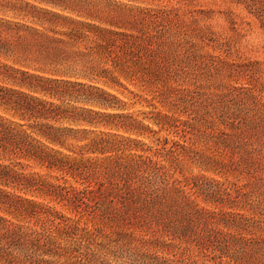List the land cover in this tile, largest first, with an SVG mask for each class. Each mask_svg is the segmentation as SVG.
<instances>
[{
  "label": "trees",
  "instance_id": "obj_1",
  "mask_svg": "<svg viewBox=\"0 0 264 264\" xmlns=\"http://www.w3.org/2000/svg\"><path fill=\"white\" fill-rule=\"evenodd\" d=\"M229 2L243 7L264 30V0ZM40 4H0L13 14L0 16V264H114L124 253L129 264H198L192 247L200 253H231L243 264H264V213L258 211L264 193L253 206L252 191L244 193L203 175L175 178L181 157L217 174L240 166L234 158L248 132L264 134V102L254 84L264 76V68L259 70L264 64L228 65L230 77L248 78L251 86L234 87L227 94L234 102L231 118L242 120L238 135L209 138L232 151L226 153L228 162L188 151L167 137L156 138L162 147L154 156L167 165L146 155L153 148L143 139L163 131L186 136L194 119L150 112L144 119L157 131L127 112L126 103L108 88L123 86L120 78L168 86L181 73L189 74L170 41L172 25L182 41L187 39L183 18L173 10L137 7L125 0ZM189 13L196 25L214 11ZM221 14L237 25L234 12ZM162 24L169 29L157 30ZM167 91L160 94H173L174 107H183L190 116L193 112L183 102L201 99ZM189 186L215 210L200 207L187 192ZM95 193L104 197L103 204L93 205ZM52 202L81 217L67 216ZM247 205L250 216L239 212ZM97 212L107 225L122 222L145 234L116 229L120 237L99 242L101 230L81 224L83 216Z\"/></svg>",
  "mask_w": 264,
  "mask_h": 264
},
{
  "label": "rangeland",
  "instance_id": "obj_2",
  "mask_svg": "<svg viewBox=\"0 0 264 264\" xmlns=\"http://www.w3.org/2000/svg\"><path fill=\"white\" fill-rule=\"evenodd\" d=\"M8 0H0V4L6 3ZM29 1L35 5H41L40 0H24ZM130 4L150 8L155 10L168 9L173 10V13L179 14L185 21L187 30V39L182 41L184 37L181 33H177L178 30L175 25L170 26V41L174 42L172 52L173 54L180 53L179 58L184 60L185 70L189 74H182L175 80L169 81L168 86L160 84L157 86L142 85L138 81H130L124 78H120V82L123 86H118L113 89L108 88L111 92L116 93L123 102L126 103V110L129 113H134L139 120L144 119L150 112H161L167 114L180 121H189L192 119L193 128H188L190 131L186 136L184 134L175 135L168 134L167 132H160L158 135L152 137L148 136L142 138L147 145L151 146L152 152L146 153V155L153 157L155 161H159L168 165L167 161L163 157H155L154 152L158 148L162 147V144L158 145L156 138L163 140L167 137L170 141H176L187 147L188 151H200L205 152L208 155H214L216 158L228 162L229 152H226V146H216L213 142L209 141V138L216 136H223L222 133H226L229 136H237L239 130L236 128L240 125L242 120L231 118L234 114V102L232 96L227 95L231 90L235 88L251 87L249 85L248 78H238L236 76L230 77V69L228 65L241 64L249 62H259L264 64V30L260 28V24L256 18L249 15L243 7H237L230 4L229 0H125ZM204 11L209 13L210 18H200L199 23L192 24L193 16L189 12ZM232 11L236 14L235 21L237 25L230 24L227 20L228 16L221 14V12ZM189 13V14H188ZM208 15V14H207ZM0 16L12 17L13 14L5 11L0 7ZM204 17V16H203ZM250 23L249 25L247 23ZM158 26L157 30L165 31L169 27ZM150 32L153 29L150 27ZM154 29V30H156ZM154 33V32H151ZM180 41V44L175 42ZM182 49V51H179ZM199 56V57H196ZM175 57V55H173ZM188 64V65H186ZM191 64V65H189ZM264 65L259 68L261 70ZM250 77V76H249ZM258 82L254 83L261 92L259 93L262 102H264V76L261 79H257ZM161 86H164L161 87ZM263 86V90L262 87ZM168 90L175 89L180 90L191 98L192 95L198 96L200 100L192 101L186 99L183 104L186 107L190 106L193 114L190 116L183 107L178 109L174 107L173 100L175 96L173 94L163 96L161 92H168ZM231 94V93H230ZM196 96V97H198ZM196 102V103H195ZM210 103L211 106L205 104ZM189 112V113H192ZM145 113V114H143ZM225 114V115H224ZM205 117L207 123L205 124L202 119ZM146 124H151L149 119H144ZM153 129L159 130L155 125H152ZM246 131L247 128L245 129ZM249 136L246 138V142H243V146L236 150L237 155L234 158L239 162L240 166L233 165L230 173L217 174L211 171H206L199 164L191 163L186 158H180V165L175 173V178L179 180H185L186 178H192L195 176H206L210 179H215L225 185L231 186V188H242V192H251L254 197H251L254 201L253 206H256L257 196H261L264 193V134L258 132H248ZM172 142L166 145V149H170ZM231 151V152H230ZM138 153H141L138 151ZM226 153H229L228 155ZM239 167V168H238ZM38 170V169H36ZM77 187L81 188V185L75 182H70ZM192 195V199L200 205V207H207L211 210H215L214 206L206 205L201 197L194 194L195 191L191 189V186L187 189ZM93 205L95 202L103 204L104 197L100 193H95L90 197ZM51 206L56 207L58 210L65 213L72 218H80L81 215H77L71 211L67 206L58 204L56 202L50 203ZM250 206L240 209L241 214L250 216ZM94 209V208H93ZM263 211L264 204L258 209ZM96 212V211H95ZM95 213L85 215L81 219V224L87 223L90 228L98 229L99 242H107L106 236L113 238L120 237V234H115V230H122V232H134L137 237H141L145 234L141 229H131L130 226L123 225L122 222L115 224H105L102 217ZM119 224L121 227L117 226ZM33 225V224H32ZM121 239V238H119ZM121 242V241H120ZM119 242V243H120ZM122 244V243H120ZM190 254L195 257L198 264H243V261H237L233 254H222L221 252H214L209 249L200 253L198 249L191 248ZM159 257H169L166 253H159ZM118 261H114V264H129L126 257L127 253L122 255ZM170 258H173L170 256ZM237 258H240L237 257ZM64 261V260H63Z\"/></svg>",
  "mask_w": 264,
  "mask_h": 264
}]
</instances>
